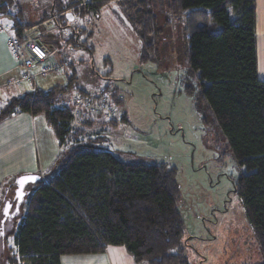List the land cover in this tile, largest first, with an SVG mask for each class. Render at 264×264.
<instances>
[{
  "label": "trees",
  "instance_id": "16d2710c",
  "mask_svg": "<svg viewBox=\"0 0 264 264\" xmlns=\"http://www.w3.org/2000/svg\"><path fill=\"white\" fill-rule=\"evenodd\" d=\"M108 2L117 3L136 28L141 61H157L163 26L171 16L182 20L184 54L199 83L196 99L205 103L244 169L232 182L233 192L264 264V81L257 76L254 0H53L50 15L40 18L96 14ZM154 5H165L168 16L160 18ZM9 16L10 35L24 42L20 7L16 0H0V18ZM73 40L67 38L72 47ZM179 48L174 47L177 53ZM74 79L69 77L63 89L35 88L12 97L0 109V122L16 113L43 115L63 150L45 179L39 176L26 185L19 222L7 232L13 238L14 264H60L61 255L100 253L108 245L123 246L137 264H191L184 254L175 169L122 162L109 151L94 150L98 136L84 129L105 120L86 115L74 126L72 111L56 103ZM108 89L95 94L77 89V94L95 100ZM186 91L193 93L188 86ZM111 99L122 104L116 93Z\"/></svg>",
  "mask_w": 264,
  "mask_h": 264
},
{
  "label": "rangeland",
  "instance_id": "374dc122",
  "mask_svg": "<svg viewBox=\"0 0 264 264\" xmlns=\"http://www.w3.org/2000/svg\"><path fill=\"white\" fill-rule=\"evenodd\" d=\"M16 2L26 20L50 15L53 4V0ZM163 6L153 8L160 18L168 16ZM7 22L12 23L2 21L4 25ZM162 30L157 61L140 60L137 30L115 2L104 4L96 14H75L71 20L50 17L35 31L50 40L53 52L65 55L74 69V87L63 92L70 96L68 101L77 89L95 94L109 86L103 95L114 105L110 118L116 125L97 120L84 129L86 135L98 136L92 143L94 150L109 151L122 162L164 164L175 169L187 260L191 264H260L261 250L233 192L232 182L244 169L232 157L205 103L196 99L199 83L184 54L182 20L171 16ZM69 37L74 38V47L67 42ZM177 46L179 53L174 49ZM43 68L44 64H39L31 71L34 80ZM47 71L49 76L59 75L55 69ZM187 86L192 94L187 93ZM113 93L116 101L122 100L121 105L113 102ZM18 94L13 87L2 89L0 109L10 96ZM56 103L73 109L71 102H59V96ZM79 121L77 118L74 126H79ZM17 177L0 186V217L6 199L15 201ZM19 217L20 211L0 235V264H14L13 238L7 232Z\"/></svg>",
  "mask_w": 264,
  "mask_h": 264
},
{
  "label": "crops",
  "instance_id": "0c3cea01",
  "mask_svg": "<svg viewBox=\"0 0 264 264\" xmlns=\"http://www.w3.org/2000/svg\"><path fill=\"white\" fill-rule=\"evenodd\" d=\"M255 2V33H256V56H257V76L264 81V0H254ZM68 11V10H67ZM52 18V17H51ZM26 20L22 15L23 38H33L39 40L41 45L48 50L49 60L61 63L64 61L65 70L55 69L54 75L46 67L37 72L34 80L33 76H27L23 72L19 62L9 49V31L0 29V91L5 88H16L21 96L31 92L35 88L49 90L54 87L63 89L69 81V77H75L72 65L67 62V57L60 53H54V45L50 40H46L35 30L49 20ZM3 20H10V17H3ZM9 24V22H7ZM31 25L26 27L25 25ZM40 25V26H39ZM10 26V25H9ZM72 47V46H71ZM47 64V63H46ZM75 82V79H74ZM73 82V85H74ZM74 86H71L72 89ZM31 88V90H30ZM67 89L66 93H69ZM14 93V92H13ZM61 93V94H60ZM59 93L60 100L68 101L70 96L66 93ZM72 99V98H71ZM7 100V101H8ZM7 120V121H5ZM13 122V123H12ZM12 123V124H11ZM5 124L0 127V186L11 184L14 179L22 174H37L46 178L47 171L53 165L55 158L63 151L58 146L53 131L47 126L43 115H30L28 113H16L3 121ZM7 124H15L8 126ZM4 183V184H3ZM26 188V186H25ZM24 188V189H25ZM27 191V189H26ZM60 264H137L132 256L121 245H108L103 252L89 254H64L60 256Z\"/></svg>",
  "mask_w": 264,
  "mask_h": 264
},
{
  "label": "built area",
  "instance_id": "2783aa9c",
  "mask_svg": "<svg viewBox=\"0 0 264 264\" xmlns=\"http://www.w3.org/2000/svg\"><path fill=\"white\" fill-rule=\"evenodd\" d=\"M10 17V16H9ZM0 29L8 31L9 24L4 25L0 18ZM9 49L15 56L23 72L27 76H32L31 71L36 69L39 64H45L46 67L51 69H61L64 66V61L57 64L49 57L48 50L43 47L36 39L26 38L24 42L19 43L16 36L9 35L8 41ZM47 63V64H46ZM72 108L70 109L73 114V123L76 119L82 120L86 115L92 117H100L102 120H110V113L113 104L107 99V96L101 95L95 100L93 96L80 97L77 93L71 97ZM66 107V105H62Z\"/></svg>",
  "mask_w": 264,
  "mask_h": 264
},
{
  "label": "water",
  "instance_id": "95a60500",
  "mask_svg": "<svg viewBox=\"0 0 264 264\" xmlns=\"http://www.w3.org/2000/svg\"><path fill=\"white\" fill-rule=\"evenodd\" d=\"M66 18H69L70 20L73 18V15L71 12H66L64 14ZM39 179V175L37 174H22L19 175L16 179V189L14 192V196L16 198V205L18 206L19 204L22 203L24 195H25V186L28 184H33ZM9 207V205H8ZM8 207H5V212L8 210Z\"/></svg>",
  "mask_w": 264,
  "mask_h": 264
},
{
  "label": "flooded vegetation",
  "instance_id": "af4514ba",
  "mask_svg": "<svg viewBox=\"0 0 264 264\" xmlns=\"http://www.w3.org/2000/svg\"><path fill=\"white\" fill-rule=\"evenodd\" d=\"M5 207H8V210L5 212V210L2 211V215L0 217V235L4 234V228L8 226H11L13 223V220L16 218L17 213H19V204L18 206L16 205V198L14 203H11L9 199H6L5 201ZM4 207V209H5ZM14 217V219H13Z\"/></svg>",
  "mask_w": 264,
  "mask_h": 264
}]
</instances>
